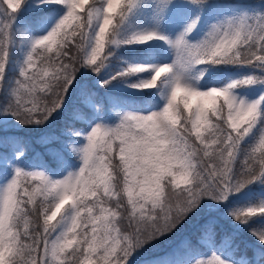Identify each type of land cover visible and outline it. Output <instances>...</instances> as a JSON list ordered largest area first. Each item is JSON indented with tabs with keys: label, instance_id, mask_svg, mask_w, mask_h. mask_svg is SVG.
Listing matches in <instances>:
<instances>
[{
	"label": "snow or ice",
	"instance_id": "snow-or-ice-1",
	"mask_svg": "<svg viewBox=\"0 0 264 264\" xmlns=\"http://www.w3.org/2000/svg\"><path fill=\"white\" fill-rule=\"evenodd\" d=\"M61 115L0 136V264H264V10L0 0V127Z\"/></svg>",
	"mask_w": 264,
	"mask_h": 264
},
{
	"label": "trees",
	"instance_id": "trees-1",
	"mask_svg": "<svg viewBox=\"0 0 264 264\" xmlns=\"http://www.w3.org/2000/svg\"><path fill=\"white\" fill-rule=\"evenodd\" d=\"M244 3L251 6L256 10H264L261 9V5H264V0H243ZM66 115H61L53 119L50 123L46 126L41 128H35L31 126H18L14 121H9L6 128L0 127V136L6 135L9 137H20L21 139L25 140L29 144V157L24 161L25 165H32L37 162L36 159L33 157H38L39 159H44L47 162L50 158L48 157L47 148L45 145L40 143V137L43 134H59L61 129L65 124ZM69 162L73 165L77 163L72 157H69ZM49 167H54L51 163H49ZM54 170V169H53ZM201 217L199 215L194 216L189 222L185 225L184 228L180 230L176 237L172 239V241L165 242L159 245L156 249L152 252L148 253L146 256L141 257L140 259L150 258L154 255H162L164 252L167 251L168 245L172 243L174 240L179 239L182 236L187 237H195V230L198 226V222L200 221ZM251 237L246 233L242 232L241 234V242L242 247H252L250 243Z\"/></svg>",
	"mask_w": 264,
	"mask_h": 264
},
{
	"label": "rangeland",
	"instance_id": "rangeland-1",
	"mask_svg": "<svg viewBox=\"0 0 264 264\" xmlns=\"http://www.w3.org/2000/svg\"><path fill=\"white\" fill-rule=\"evenodd\" d=\"M74 167H78V161H77V163L74 165Z\"/></svg>",
	"mask_w": 264,
	"mask_h": 264
}]
</instances>
